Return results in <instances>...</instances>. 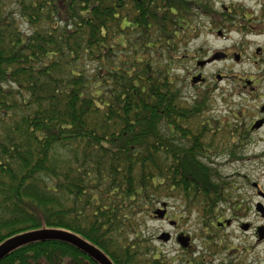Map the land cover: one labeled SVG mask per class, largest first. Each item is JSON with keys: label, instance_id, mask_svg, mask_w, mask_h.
Wrapping results in <instances>:
<instances>
[{"label": "trees", "instance_id": "obj_1", "mask_svg": "<svg viewBox=\"0 0 264 264\" xmlns=\"http://www.w3.org/2000/svg\"><path fill=\"white\" fill-rule=\"evenodd\" d=\"M194 2L0 0V243L66 230L113 264H224L209 255L227 244L167 257L144 226L159 202L179 196L216 235L219 207L238 204L212 166L234 155L220 139L228 120L205 116L211 86L189 100L175 72L206 52L187 50L205 14L204 0ZM0 264L98 263L43 240Z\"/></svg>", "mask_w": 264, "mask_h": 264}, {"label": "rangeland", "instance_id": "obj_2", "mask_svg": "<svg viewBox=\"0 0 264 264\" xmlns=\"http://www.w3.org/2000/svg\"><path fill=\"white\" fill-rule=\"evenodd\" d=\"M219 2L213 1V4L216 7L220 6ZM226 0H224L225 2ZM230 1H226L225 4H228ZM218 4V5H217ZM198 11H195L197 14ZM194 14V15H195ZM193 25H205L206 17L205 14H198V16L193 20ZM24 28V27H23ZM204 30V27H203ZM199 38L194 39L192 44L188 46V51H193L196 48H202V50L208 49V52H213L215 50H221L223 48L231 49V45L233 44V40L235 37H232L231 40L222 41L216 40L214 35H206L203 33H198ZM206 52L198 53L199 60H205ZM194 61L185 60L183 63L178 64V69L175 72L182 78L181 83V93L187 99L192 100L197 95L207 89L209 87V83H200V84H191L190 83V73L194 69ZM244 68L242 70L241 68ZM200 70V69H199ZM244 71V73H242ZM205 77L208 79H213V74L215 72L221 73V75H226L228 78H224L220 81H217L216 87L212 92L211 98V106L209 107V111H207L205 116L214 117L217 119H228V121H232L230 118V113L237 111V106L239 105L240 97L232 95L227 97L223 95L221 92L227 94V90L231 88H235L233 86V82L230 78L237 77L239 75H246L247 77L253 74V68L248 65H237L234 61L225 60V61H217L214 65H209L203 67L201 70ZM230 77V78H229ZM212 84V81L210 82ZM215 85V83L213 84ZM221 91V92H220ZM229 100V104H226L223 100L226 98ZM229 106V107H227ZM215 148V147H214ZM243 148V146H242ZM233 149V150H231ZM228 150L234 153V155L228 156L227 153L221 154L219 156H215L212 158V166L216 167L221 174L224 181L233 185L234 188L232 197L233 200L238 202L235 206L223 205L219 207L220 217H224L225 219L231 220V225L224 229H216V239L215 242L219 241V238L222 239L221 244H227L234 248L233 253L239 255L241 252H244L246 247H250L253 244L252 238V229L248 231H242L240 228L241 222H252L255 224L257 221H261L263 223L264 220H261V217L254 210L256 206V202H260L264 205V200H262L257 195V189L264 192V157L261 159L251 158L254 155L261 154L264 151V145H254L249 144L247 149L239 150L236 148V145L233 143L228 148ZM255 184V186H254ZM163 202L168 203V212L169 217L173 220H177L179 217L181 221L180 225L182 229L188 232L193 237V247L192 251L183 252L179 245L174 241L170 240L169 242H163L158 239L159 234L162 231H166L169 233L175 232L174 228L170 227L167 220H159L156 217H151L145 220L146 228H148L151 236H154L155 241L154 244L162 250L163 254L167 257L178 258L181 254L192 253L193 256H196L199 253H202L205 250V246L202 244L205 242L207 237L206 229L203 227V216L197 211V209L193 208L190 212H186L184 208V203H182V199L179 196L171 197L163 199ZM242 205H248V207H244V210H238L242 207ZM160 202L156 205L155 208L160 207ZM237 211L238 213H234ZM244 211V212H243ZM236 214V216H235ZM243 214V215H242ZM244 218V219H242ZM252 223V225H254ZM215 232V230H214ZM222 233V235H221ZM213 235V234H212ZM225 249L219 250L217 253H220L219 256H223L227 262L232 258H226ZM263 246H259L254 252L261 256ZM224 250V251H223ZM215 253V254H217ZM264 253V252H263ZM214 254V255H215ZM219 257H217L218 259Z\"/></svg>", "mask_w": 264, "mask_h": 264}, {"label": "flooded vegetation", "instance_id": "obj_3", "mask_svg": "<svg viewBox=\"0 0 264 264\" xmlns=\"http://www.w3.org/2000/svg\"><path fill=\"white\" fill-rule=\"evenodd\" d=\"M194 1L195 0H193V2ZM213 1L219 2L217 0H204L206 24L204 26H191L195 31L196 37L191 36L188 46L192 44L194 39L199 38L198 33L202 34L203 31L206 35H214L216 40H231V35L235 38L231 45V49L223 48L213 52H208L207 49L205 57L208 61L202 67H197L198 60L195 58L194 69L191 71L189 78L201 74L202 80L200 82H204L207 80V77L201 72L203 67L214 65V63L220 60L225 61L231 59L237 65H248L252 67L254 72L248 77L246 75L229 77L234 84L233 86H236L235 88L227 90V94L220 91L227 97L232 95L240 97L237 111L230 113L232 121H226V129H228L226 133L227 136H223L220 139L230 144L234 143L239 150L247 149L249 144L264 145V0H226L230 1L228 4H225L226 1L224 2V0H221L219 7H216ZM192 5L193 15L195 14V2ZM194 56L195 55L192 57ZM241 69L244 70L243 67ZM242 73H244V71ZM212 77V80H207V83L211 86L212 92L217 89V81L228 78V76L221 75L219 72H215ZM211 81L212 84L210 83ZM214 83L215 85H213ZM227 97L224 98L223 101L229 104L230 102ZM263 157L264 151L260 155L257 154L251 158L261 159ZM257 190L259 191V189ZM260 204V202H256L254 210L257 211L256 213L261 217V220H264V209ZM259 209H263V218L258 211ZM161 220H167L169 223L171 217H169L168 210ZM180 220L182 219H179V217H177V220H174L175 224L171 227L174 228L175 232L170 234V240H174L183 252H191L193 237L182 229ZM260 222L257 221L254 224L253 221H244L239 223L242 231H248L250 229L253 231V244L250 247L247 246L244 252L236 255L233 253L235 249L229 246L227 250H225L226 258H232L229 262H227L223 256H219L221 252L215 255L210 254V260L212 262L214 261V263L220 261L224 264H264V230L257 231L259 227L264 226V222ZM252 223L254 225H252ZM224 227L225 225H219L217 228L222 230ZM182 236L189 237V245L187 248L181 247L178 240V237ZM215 239L216 235H212V233L207 234L205 242L202 244L206 245L207 243H212ZM221 241L222 239L219 238V244H221ZM259 246H263V252L260 254L261 256L254 252ZM181 256L182 254L180 257ZM217 257L219 258L217 259Z\"/></svg>", "mask_w": 264, "mask_h": 264}, {"label": "water", "instance_id": "obj_4", "mask_svg": "<svg viewBox=\"0 0 264 264\" xmlns=\"http://www.w3.org/2000/svg\"><path fill=\"white\" fill-rule=\"evenodd\" d=\"M205 61L198 62V65H203ZM201 79L200 75L192 78V82H197ZM162 208H158L154 211V215L159 218H163L166 212V202L161 203ZM262 212V209H260ZM227 222V221H226ZM171 224L173 222H170ZM229 223V222H227ZM261 230H264V227H261ZM260 231V229L258 230ZM169 234L167 232L159 234V238L166 241L169 238ZM45 241V240H60L63 242L70 243L74 245L76 248L90 256L94 259L98 264H113V262L108 259V257L100 250L97 246L87 242L81 237L77 235L67 232L66 230H54V229H38L27 231L23 233L16 234L11 236L0 243V260L4 258L9 252L16 249L17 247L34 242V241ZM180 244L183 247H187L188 245V238L178 237Z\"/></svg>", "mask_w": 264, "mask_h": 264}]
</instances>
